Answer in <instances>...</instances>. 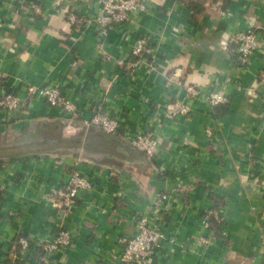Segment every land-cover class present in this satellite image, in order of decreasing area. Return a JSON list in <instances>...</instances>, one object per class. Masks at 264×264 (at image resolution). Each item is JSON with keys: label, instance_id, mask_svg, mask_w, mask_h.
Returning a JSON list of instances; mask_svg holds the SVG:
<instances>
[{"label": "crops", "instance_id": "obj_1", "mask_svg": "<svg viewBox=\"0 0 264 264\" xmlns=\"http://www.w3.org/2000/svg\"><path fill=\"white\" fill-rule=\"evenodd\" d=\"M200 2L193 17L182 0H151L150 12L103 34L71 26L51 0H0V96L54 84L80 110L70 117L34 100L22 123L0 126V264H118L117 240L137 233L157 195H166L162 228L175 244L151 264H264V44L244 66L233 51L250 27L264 38V0ZM67 5L84 20L101 8ZM142 38L150 39L146 55L135 56ZM217 91L229 102L211 108L204 97ZM178 100L192 113L169 111ZM96 110L120 121L117 134L85 125ZM217 120L211 144L205 130ZM127 129L159 137L163 160L125 142ZM74 170L96 187L68 211L55 203ZM209 211L223 224L202 247L195 237L206 235ZM62 229L76 233L68 250L51 258L37 246L19 251L18 237L51 240Z\"/></svg>", "mask_w": 264, "mask_h": 264}, {"label": "built area", "instance_id": "obj_2", "mask_svg": "<svg viewBox=\"0 0 264 264\" xmlns=\"http://www.w3.org/2000/svg\"><path fill=\"white\" fill-rule=\"evenodd\" d=\"M33 6L39 5L43 0H29ZM78 3H85L88 0H75ZM101 8L99 14L93 18L84 20L79 14L67 5L69 0H51L52 6L56 11L67 13L68 23L71 26L95 25L99 32L106 34L110 29L117 26H124L133 21L138 14L150 12L151 0H94ZM68 6V7H67ZM236 56L238 62L244 66L262 48L264 38H262L255 28H248L246 31L237 34ZM150 43L149 38L138 40L133 48L132 54L142 56L146 53ZM226 42L224 43V46ZM188 94L199 96L200 91L194 87L186 88ZM34 100L44 101L50 108L60 110L70 117L79 116L78 105L64 95L59 85L34 86L28 85L24 97L14 92L5 93L0 96V114L4 115L6 122L22 119L27 108ZM204 102L211 108H216L229 102V96L225 92L217 91L204 97ZM169 111L175 112L180 116H187L192 113V105L185 100H178L176 104L167 105ZM89 125L102 129L107 134H117L121 128L120 121L110 114L96 110L93 116L86 120ZM262 129L264 130V115L262 118ZM221 126L217 120L213 126L206 127V139L212 144L215 139V132ZM125 139L137 151L145 154L151 161L160 162L163 160L161 140L151 133L133 134L132 130L127 129L123 133ZM164 171V170H162ZM96 187L93 178L82 174L78 170L70 173L64 191L59 193L61 200L55 206H62L65 210H73L79 201L80 193L93 190ZM166 195H160L156 204L151 208L147 215L139 216L137 219V233L131 238H119L117 246L120 253L117 254L118 264H151V260L158 254L167 243L175 244L162 228L166 206ZM222 221L219 213L209 211L203 215L201 224L206 235L195 237V241L202 247L210 246L214 240L213 231L210 228L211 218ZM76 233L69 229H62L53 239L34 240L28 236H20L17 239V246L22 254L31 251L32 246L40 248L45 257L51 258L59 252L71 248L74 244ZM116 258V259H117ZM13 264V263H11Z\"/></svg>", "mask_w": 264, "mask_h": 264}, {"label": "trees", "instance_id": "obj_3", "mask_svg": "<svg viewBox=\"0 0 264 264\" xmlns=\"http://www.w3.org/2000/svg\"><path fill=\"white\" fill-rule=\"evenodd\" d=\"M182 1H184V3L187 5V7L193 12V17L200 15L204 11V7H203L202 3L200 2V0H182ZM235 48H233V51H234V54L236 56ZM144 54L146 55V53H144ZM222 105L224 106L227 104H222ZM222 105H220V106H222ZM220 106H218V107H220ZM218 107H216V108H218ZM226 108H227V106L225 107V110H226ZM139 153H141V152H139ZM141 154H143V153H141ZM143 155L145 156V154H143ZM214 200H217V199H214ZM214 210H219V208L216 207V209H214ZM222 224H223L222 221L217 220L213 217L211 218L210 228L213 231L214 237L220 236Z\"/></svg>", "mask_w": 264, "mask_h": 264}, {"label": "water", "instance_id": "obj_4", "mask_svg": "<svg viewBox=\"0 0 264 264\" xmlns=\"http://www.w3.org/2000/svg\"><path fill=\"white\" fill-rule=\"evenodd\" d=\"M23 122V120L22 119H19V120H16V121H14V122H7V123H4V124H0V126H3V125H9V124H19V123H22ZM85 125L86 126H88L89 124L88 123H85ZM100 129V128H99ZM101 130V129H100ZM9 139H11V138H9ZM125 142H127L129 145H130V143L125 139ZM148 159V158H147ZM149 161H151L150 159H148ZM108 170H110L111 172H113L114 174L115 173H119V172H117L118 170H115L114 168H107ZM116 175V174H115ZM157 198H158V195L156 196V198L154 199V201L152 202V204H151V208L156 204V202H157ZM142 215V214H141Z\"/></svg>", "mask_w": 264, "mask_h": 264}]
</instances>
